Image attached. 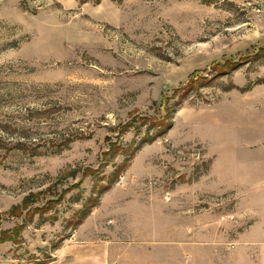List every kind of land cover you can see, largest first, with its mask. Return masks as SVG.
<instances>
[{
  "label": "rangeland",
  "instance_id": "rangeland-1",
  "mask_svg": "<svg viewBox=\"0 0 264 264\" xmlns=\"http://www.w3.org/2000/svg\"><path fill=\"white\" fill-rule=\"evenodd\" d=\"M263 234L264 0H0V264H264Z\"/></svg>",
  "mask_w": 264,
  "mask_h": 264
},
{
  "label": "crops",
  "instance_id": "crops-1",
  "mask_svg": "<svg viewBox=\"0 0 264 264\" xmlns=\"http://www.w3.org/2000/svg\"><path fill=\"white\" fill-rule=\"evenodd\" d=\"M264 235V234H263ZM133 245H135V244H133ZM133 245H128L127 246V250L129 251L131 248H133ZM126 257L128 258V254L126 255V254H124L123 256H122V258H123V261H122V264H128L130 261H127L126 260ZM136 263V262H135Z\"/></svg>",
  "mask_w": 264,
  "mask_h": 264
},
{
  "label": "trees",
  "instance_id": "trees-1",
  "mask_svg": "<svg viewBox=\"0 0 264 264\" xmlns=\"http://www.w3.org/2000/svg\"><path fill=\"white\" fill-rule=\"evenodd\" d=\"M4 236H5V234H4ZM7 238H5V237H3V238H1V241L3 242V241H5Z\"/></svg>",
  "mask_w": 264,
  "mask_h": 264
}]
</instances>
